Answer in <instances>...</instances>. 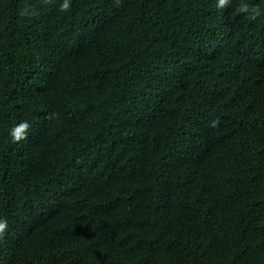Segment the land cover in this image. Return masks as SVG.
<instances>
[{
    "label": "trees",
    "instance_id": "1",
    "mask_svg": "<svg viewBox=\"0 0 264 264\" xmlns=\"http://www.w3.org/2000/svg\"><path fill=\"white\" fill-rule=\"evenodd\" d=\"M62 2L0 0V264H264V0Z\"/></svg>",
    "mask_w": 264,
    "mask_h": 264
},
{
    "label": "clouds",
    "instance_id": "2",
    "mask_svg": "<svg viewBox=\"0 0 264 264\" xmlns=\"http://www.w3.org/2000/svg\"><path fill=\"white\" fill-rule=\"evenodd\" d=\"M49 2V0H46ZM229 5V0H218L217 7L218 8H226ZM70 8L69 0H63L60 4V11L67 12ZM235 13H248V19L255 20L260 15V9L258 7H254L249 10V6L247 4H241L239 7L235 9ZM22 15H27L26 11H22ZM31 127L28 121H21L16 126H14L10 131V136L14 143L20 142L27 138L28 130ZM8 229V222L6 218H0V239L4 237Z\"/></svg>",
    "mask_w": 264,
    "mask_h": 264
}]
</instances>
